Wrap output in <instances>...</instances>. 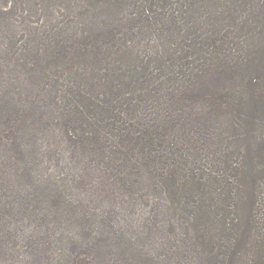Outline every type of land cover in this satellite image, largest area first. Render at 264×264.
<instances>
[{"label": "trees", "instance_id": "16d2710c", "mask_svg": "<svg viewBox=\"0 0 264 264\" xmlns=\"http://www.w3.org/2000/svg\"><path fill=\"white\" fill-rule=\"evenodd\" d=\"M38 4L42 15L52 16L37 43L44 64L31 68L41 81L52 76L44 94L51 103L43 100V108L51 107L39 115L63 118L72 187L76 181L90 204L101 205L94 211L71 200L73 207L63 213L78 229L63 240L74 248L68 263L102 264L109 247L104 235L111 229L122 259L117 264H264V162L252 157L250 143L258 138L263 157L264 130L258 126L264 90L256 91L264 88L258 56L264 0ZM1 6L0 34L6 36L9 13ZM247 68L260 71L247 83L249 104L236 95L246 85ZM213 72L218 75L205 85L209 97L193 98L194 88ZM202 99L211 108L199 107ZM246 104L259 114L245 115ZM34 108L42 110L28 111ZM248 123L253 130L245 128ZM59 126L53 125L54 135ZM14 144L37 160L24 143ZM133 207L145 217L136 223L125 217L121 225L118 217ZM137 255L148 260L138 263Z\"/></svg>", "mask_w": 264, "mask_h": 264}, {"label": "rangeland", "instance_id": "374dc122", "mask_svg": "<svg viewBox=\"0 0 264 264\" xmlns=\"http://www.w3.org/2000/svg\"><path fill=\"white\" fill-rule=\"evenodd\" d=\"M37 2L42 3V0H0L1 8L4 6L3 12L9 13L7 14L9 18L4 22L9 31L6 36L0 34V136L4 141L0 147V241L2 244L0 264H69L68 260L74 248L71 250V241L68 243L63 240L68 239L69 231H75L73 233L75 234L78 229L76 230L68 219L69 223H66L63 213L66 209H70L68 206L73 207L70 204L71 200L74 205L83 203L82 206L86 208L89 206L94 211L99 210L95 207L101 206L98 205L99 202L90 204L88 191L76 187L78 186L76 181H73L72 187L71 174L74 173L71 171L69 152L63 135V118L53 114L42 118L39 115V112L51 107L50 104H46L43 108V100L51 103L50 98L45 99L44 94L51 88L52 76L50 74L49 82L45 79L41 81L31 76V68L35 63L44 64L37 54V48L40 46L37 43L41 41L44 28H49L47 25L52 16L45 13L42 15L43 13L38 10L39 4L36 5ZM259 41L261 45L258 56L264 64V37L262 36ZM10 44L13 48L8 53L6 50L9 49ZM9 63L13 72H9L5 67ZM242 72L245 74L246 85L241 94L236 92V95L237 98L240 95L245 96L249 104L252 90L247 83L251 79L255 81V78L260 76V71L247 68ZM16 75L19 76L18 82L13 79ZM217 75L213 72L203 83L196 86L191 93L193 98L196 95L198 98L209 97L205 85H211L212 79ZM237 77L239 78V75ZM39 83L41 87L37 88ZM44 86L43 91L41 89ZM262 90L264 88L261 87L256 92L261 93ZM202 100L199 107L211 108L209 100ZM58 101L62 103L61 100ZM248 104L241 108L243 113L246 112L245 115L251 117L257 116L259 113L255 111V106ZM33 106L41 107L42 110L39 111L37 108L32 110L38 113L28 111ZM230 119L232 115L226 117L224 121ZM56 122L60 123L59 135L52 133V127ZM38 123H41L40 127L36 126ZM13 127L11 131L10 128ZM245 128L251 131L254 126L248 123ZM258 130L261 132L264 130L263 121H260ZM254 140L258 142V138L250 141L254 143L252 157L264 162V156L260 154L262 143L255 144ZM19 142L35 152L36 161L33 157L30 158L31 152L23 154L19 151L14 144ZM38 144L43 146L40 154L38 149L41 147ZM57 145H60L59 149ZM58 206L60 207L57 209ZM103 207L109 209L106 205ZM133 208L134 211L122 213L118 217L121 225L125 224L123 221L125 217H129L134 223L137 222L134 218L138 217V220H141L145 217L146 214ZM104 239L109 243V247L102 264H117L115 261L121 263L122 259H119L115 252L119 251L118 247L112 246L111 229L105 233ZM75 248L80 250L78 246ZM135 259L138 263H145L148 260L143 255H137Z\"/></svg>", "mask_w": 264, "mask_h": 264}]
</instances>
